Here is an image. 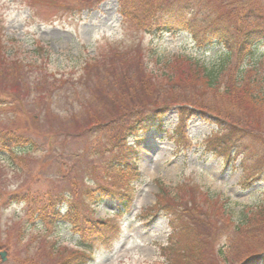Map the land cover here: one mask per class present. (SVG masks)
Instances as JSON below:
<instances>
[{"label": "rangeland", "instance_id": "1", "mask_svg": "<svg viewBox=\"0 0 264 264\" xmlns=\"http://www.w3.org/2000/svg\"><path fill=\"white\" fill-rule=\"evenodd\" d=\"M168 3L188 6L197 30L218 22L236 29L240 14L264 0ZM131 11L119 0H0L8 56L0 79V264H55L80 249L70 218H52L57 204L120 225L117 240L96 243L89 264H264V227L248 222L264 207V98L227 86L244 71L249 88L264 90V45L233 57L230 74L210 89L176 58L212 67L222 46H204L188 30L147 32ZM137 94L161 99L154 106L164 107L163 127L144 136L138 171L124 175L110 170L117 149L103 101L127 105ZM189 107L195 114L186 119L180 112ZM96 186L133 193L130 209L93 205L87 191Z\"/></svg>", "mask_w": 264, "mask_h": 264}, {"label": "trees", "instance_id": "2", "mask_svg": "<svg viewBox=\"0 0 264 264\" xmlns=\"http://www.w3.org/2000/svg\"><path fill=\"white\" fill-rule=\"evenodd\" d=\"M119 1L132 3L133 11H131L129 16L135 17L138 24L144 27L147 32L188 30L194 34L195 39L204 46H222L226 50V54L222 61L212 67L202 65L203 68H198L197 64L191 65L186 62L184 57L176 58L177 62L181 63L182 67L189 66L186 72L190 74L191 80H201V82L210 89L218 87L225 79L224 77L230 74V66L233 57L239 61L242 57L246 55L249 56L256 46L260 44L264 45V5L261 6L259 3H256L259 9H250V16L248 14L245 16L244 13L240 14L239 19L241 25L236 29H231L218 22L215 24L208 23L202 26L198 25L197 30L195 22L191 19V14H185L186 12L184 10H186L188 6L175 7L168 3L170 8L167 9L164 4L166 0ZM166 9L170 10L169 14L166 13ZM124 14L126 15L125 11ZM238 14L239 12L237 15ZM7 66L8 56H6L5 52L3 53L0 47V79L4 77ZM89 67H91V64L86 62L83 68L88 71ZM241 69L243 68L241 67ZM240 74L241 75L235 74L236 77H230L229 80H227V86L232 90L240 89L244 91L245 95L252 100H256V98L263 100L264 90L262 87H258L257 90L253 91V88L247 86V84H249V77L246 76V73L241 71ZM110 75L111 72L109 71L108 76ZM165 77L169 80L173 78L169 73H166ZM97 78L100 79L98 74ZM123 78L127 79V77L124 76ZM149 79L150 77H146L143 80L147 82ZM107 80L115 81L116 77L111 76L107 78ZM179 83L180 82L177 81L175 86L178 87ZM157 90L160 91L159 86ZM226 91L228 92L227 89ZM92 96L94 98L97 97V100L102 98L101 93L97 94L95 97L92 92ZM162 98L164 100L163 104L166 103V98ZM103 103L108 108L112 107L113 119L109 122L113 125L110 126V129L112 132L115 131L112 136V145L117 149L113 161L109 163L110 170H117L120 174L124 175L132 172L136 173L138 171L137 159L145 134L154 128L160 129L163 127L162 118L164 116V107L159 106L161 105V99L144 94L139 96L137 94L136 97H134V101L127 105L116 104L110 97L104 99ZM156 104L159 105L154 106ZM183 112H186V114ZM180 113L182 117L186 116V119H190L191 116L195 114V112L187 109H182ZM0 138H3L1 143L3 144L2 146H4L5 137L0 135ZM129 138H133V144L129 142ZM117 194L118 193H115V191H111L102 186H96L87 191L88 199L93 205L108 200L111 202L116 201V206L118 207L117 212L125 213L131 206L133 193L126 191L120 195ZM57 208L51 213L53 215L52 218L58 217L61 220L60 213L63 212L66 219L67 217L70 218L73 231L80 236L76 244L80 249L76 248L77 250L71 251L69 256L64 257L55 264H89L92 260V254H94L95 248L98 247L96 243L102 241L107 244L110 241L117 240L122 233L120 225L114 224L110 220L94 219L88 214L79 216L77 208L73 204H69L65 211H63L62 207L59 208L58 204ZM45 220L51 221L53 219L46 218ZM248 222L250 223L249 229L264 227V207L259 208V210L250 215V217H248ZM26 261H29L26 262V264H41L34 259ZM251 261L253 260L248 262Z\"/></svg>", "mask_w": 264, "mask_h": 264}, {"label": "water", "instance_id": "3", "mask_svg": "<svg viewBox=\"0 0 264 264\" xmlns=\"http://www.w3.org/2000/svg\"><path fill=\"white\" fill-rule=\"evenodd\" d=\"M1 255H2V259H3V260H6V253L3 252V253H1Z\"/></svg>", "mask_w": 264, "mask_h": 264}]
</instances>
